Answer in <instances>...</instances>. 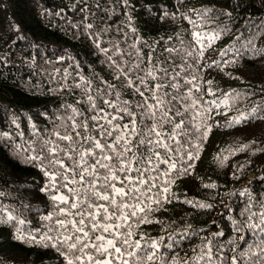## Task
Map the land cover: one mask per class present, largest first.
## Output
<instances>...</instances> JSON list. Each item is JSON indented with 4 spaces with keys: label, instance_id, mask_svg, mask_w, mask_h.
<instances>
[{
    "label": "trees",
    "instance_id": "obj_1",
    "mask_svg": "<svg viewBox=\"0 0 264 264\" xmlns=\"http://www.w3.org/2000/svg\"><path fill=\"white\" fill-rule=\"evenodd\" d=\"M98 2L99 10L97 0H0V264H65L41 241L45 233L54 235L48 230L56 217H44L55 206L52 193L41 191L48 179L39 163L28 159L27 149L37 133L48 136L64 124L61 117L71 112L63 105L80 98L79 90L62 85L80 76L91 79L93 72L110 79L103 53L82 26L74 27L85 16V23L102 18L101 27L111 25L103 41L119 40L126 51L141 48V41L142 51L154 56L168 57L164 49H178L179 55H172L182 64L177 69L183 77L181 95L191 90L184 103L197 102L188 107L186 143L176 157L178 167H193L183 176L175 171L164 176V164L150 172L158 177L144 200L152 208L147 212L152 223L130 221L133 239L159 245L149 264H192L205 238L227 257L247 251L258 237L237 226L249 204L256 211L257 202L264 201V0ZM204 10L209 11L201 15ZM187 152L198 158L188 160Z\"/></svg>",
    "mask_w": 264,
    "mask_h": 264
},
{
    "label": "snow or ice",
    "instance_id": "obj_2",
    "mask_svg": "<svg viewBox=\"0 0 264 264\" xmlns=\"http://www.w3.org/2000/svg\"><path fill=\"white\" fill-rule=\"evenodd\" d=\"M123 4L128 6V0H123ZM95 7L101 9L98 0ZM86 9L85 3L81 10ZM87 20L85 16L84 21ZM84 21L74 27L82 26L96 49L103 53L106 59L102 63L109 69L106 75L110 79L93 72L91 79L80 76L71 85H62V89L72 92L79 90L80 98L75 105H63L71 112L66 118L61 117L66 119L64 124L48 136L37 133L36 142L27 149L28 159L38 162L48 179L41 191L52 193L50 198L55 206L54 213L44 217L46 220L56 217L54 226L48 230L54 235L45 233L41 241L47 242L44 247L56 249L65 264H149L155 259L159 245L155 240L142 245L140 240L133 239L130 221L138 218V223H152L147 216L152 208L144 200L146 193L156 187L158 177L150 176V172H157L164 164L167 165L164 176L173 171L183 176L193 167L191 164L178 167L176 157L186 143L188 107H195L197 102L184 103L191 90L187 97L181 95L183 77L177 69L182 64L172 55H179L178 49H164L168 57L154 56L142 51L141 41V48L133 45L135 51L129 52L119 40L103 41L111 25L101 27L102 18L97 24ZM193 37L198 43L201 41L199 32L193 33ZM216 39L218 34L210 38L208 46ZM102 43L110 47H102ZM210 131L208 126L204 138ZM186 155L188 160L198 158L190 152ZM168 191L167 187L163 189L165 193ZM153 202L160 204L159 200ZM255 207L257 210L253 211V205H248V215L236 229L256 232L258 239L248 245L247 251L227 257L220 248L213 250L205 238L203 250L192 257V264H264V201H258ZM7 219L14 217L9 215ZM148 248L155 251H147ZM230 251H235V247Z\"/></svg>",
    "mask_w": 264,
    "mask_h": 264
}]
</instances>
